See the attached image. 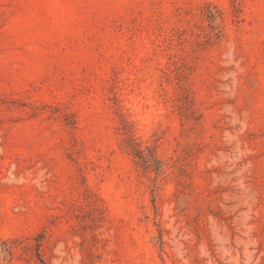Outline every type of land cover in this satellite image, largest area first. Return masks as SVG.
<instances>
[{
    "label": "rangeland",
    "instance_id": "obj_1",
    "mask_svg": "<svg viewBox=\"0 0 264 264\" xmlns=\"http://www.w3.org/2000/svg\"><path fill=\"white\" fill-rule=\"evenodd\" d=\"M0 264H264V0H0Z\"/></svg>",
    "mask_w": 264,
    "mask_h": 264
},
{
    "label": "trees",
    "instance_id": "obj_2",
    "mask_svg": "<svg viewBox=\"0 0 264 264\" xmlns=\"http://www.w3.org/2000/svg\"><path fill=\"white\" fill-rule=\"evenodd\" d=\"M144 158V156H142ZM145 159V158H144Z\"/></svg>",
    "mask_w": 264,
    "mask_h": 264
}]
</instances>
